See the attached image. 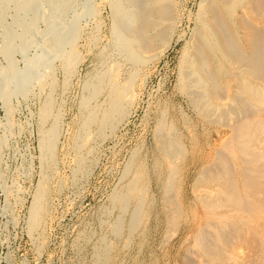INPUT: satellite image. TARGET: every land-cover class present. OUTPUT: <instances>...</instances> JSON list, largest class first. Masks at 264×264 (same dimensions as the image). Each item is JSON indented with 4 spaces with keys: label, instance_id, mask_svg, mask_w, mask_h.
<instances>
[{
    "label": "rangeland",
    "instance_id": "1",
    "mask_svg": "<svg viewBox=\"0 0 264 264\" xmlns=\"http://www.w3.org/2000/svg\"><path fill=\"white\" fill-rule=\"evenodd\" d=\"M18 1L6 6L0 0V264H184L185 252L192 245L191 234L180 229L168 235L162 205L165 167L157 136L161 126L172 125L175 137L189 153L194 141L207 157L214 155L226 137L224 131L218 133L217 126L204 122L195 103L197 92L189 85L183 88L180 81L181 64L199 27L205 0H173L170 29L161 41L166 45L144 65L133 62L119 46L114 27L123 28L112 9L121 4L138 16L143 13V0L135 6L130 0H73L65 12L63 29L51 25L54 37L63 34L56 37L51 54L44 47L47 39L39 35L49 28L44 15L52 6L45 4L35 12L39 34L26 32L24 40L30 44L21 48L18 43L8 55L3 51L7 34L19 37L25 32L20 30L24 24L20 28L15 11ZM72 51L82 63L78 61L67 76L63 65ZM10 66L14 71L8 69ZM114 68L117 73L109 77ZM93 75L103 88L128 82L134 98L101 135L91 125L89 141L82 146L85 113L105 106L104 94L91 96ZM47 80L53 84L49 88ZM23 89L27 92H20ZM48 98L53 111L43 119L41 108ZM186 168L184 195L190 198L200 165L191 163ZM138 169L144 173L143 205L149 209L141 228L132 232L128 226L135 205L113 200L133 185ZM42 185L46 187V212L39 226L30 229ZM119 222L124 228L116 234L113 229ZM111 245L106 263L98 254Z\"/></svg>",
    "mask_w": 264,
    "mask_h": 264
},
{
    "label": "bare ground",
    "instance_id": "2",
    "mask_svg": "<svg viewBox=\"0 0 264 264\" xmlns=\"http://www.w3.org/2000/svg\"><path fill=\"white\" fill-rule=\"evenodd\" d=\"M4 2L8 6L14 0H3ZM137 2L138 0H130L134 6ZM73 3V0H21L16 4L15 11L17 19L21 21L20 28L24 24L20 29L25 31L24 35L21 31L19 37L7 34V46L3 51L10 55L12 49L18 47V43L21 48L30 44L24 40L26 32L39 34L35 30V24L39 20L35 12L44 8L45 4H51L52 10L44 15L49 28L39 35L47 39V43L44 41L46 46L43 45L46 51L50 54L54 52L56 37L60 35L54 37L51 25L63 27L65 12ZM142 5L143 13L138 16H133L135 14L132 15V11H125L121 4L113 5L112 8L123 28L121 30L114 27L119 46L137 64L151 61L164 49L166 44L161 41L166 39L164 34L170 27L173 0H143ZM130 7L132 8L131 5ZM73 38L76 37L71 39ZM7 58L10 60V56ZM78 61L74 51L65 57L63 66L67 76L74 71ZM181 65L180 81L183 88L186 89L189 85L197 92L194 100L201 118L209 125L217 126L219 134L224 131L226 137L219 148L216 151L214 149V155L207 157L194 141L190 144L189 153L190 150L187 151L180 139L175 137L174 126L159 128L157 151L161 153V164L165 167V176L161 175L165 177L162 184V205L167 216L168 235L173 236L180 229L191 234L192 245L185 252L184 264H264V0H205L199 27L192 35ZM11 67L8 69H12ZM115 73L117 70L111 69L109 77ZM91 78V96L96 98L104 94L105 106L103 109L98 106L85 113L82 127L80 126L82 146L87 143V131L91 125H95L97 133L101 135L103 129L116 120L114 117L123 113L122 107L131 102L132 98L128 82L115 87L113 83H109L110 86L106 83V88H103L94 75ZM47 84L48 88L53 85L50 80H47ZM50 100L48 98L41 108L44 107L40 113L43 114V119L53 111V102ZM191 163H198L200 169L193 180L191 196L186 198V167ZM143 174L138 169L133 185L113 200L116 204L130 201L135 205V213L128 226L132 232L141 228L149 209L143 203L146 201V190L141 188ZM41 188L38 204L32 209L30 229L39 226L46 212V187L42 185ZM123 228L124 224L119 222L113 229L114 233H120ZM112 247L111 245L108 250H101L98 257H105L107 263L110 257L108 252Z\"/></svg>",
    "mask_w": 264,
    "mask_h": 264
}]
</instances>
